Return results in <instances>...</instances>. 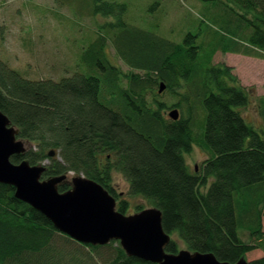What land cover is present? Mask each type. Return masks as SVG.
Returning <instances> with one entry per match:
<instances>
[{
    "label": "trees",
    "instance_id": "1",
    "mask_svg": "<svg viewBox=\"0 0 264 264\" xmlns=\"http://www.w3.org/2000/svg\"><path fill=\"white\" fill-rule=\"evenodd\" d=\"M200 1L220 30L172 42L126 23L125 4L95 0L92 13L115 22L93 29L78 72L31 80L0 59V111L30 145L12 163H46L43 180L83 175L128 215L129 202L112 184L117 171L130 195L162 212L168 253L181 250L178 239L184 249L236 263L264 252V95L213 60L220 51L264 60V0ZM109 45L129 71L113 64ZM250 105L258 126L242 114ZM174 109L177 121L168 115ZM195 147L207 155L199 172L186 162ZM249 263L264 264V256ZM0 264L154 263L128 256L118 241L95 247L73 240L0 183Z\"/></svg>",
    "mask_w": 264,
    "mask_h": 264
},
{
    "label": "rangeland",
    "instance_id": "2",
    "mask_svg": "<svg viewBox=\"0 0 264 264\" xmlns=\"http://www.w3.org/2000/svg\"><path fill=\"white\" fill-rule=\"evenodd\" d=\"M72 1L78 11L69 8L65 0H0V59L31 80H59L75 75L78 72L75 63L79 62L80 53L92 39L93 29L114 23L115 19L94 15L95 0ZM106 1L127 6L124 20L130 26L153 32L172 42L182 41L190 32L206 37L220 30L208 12L209 5L200 0ZM108 56L123 72L129 71L110 45ZM213 63L232 67L241 85L253 88L256 93L264 89V62L220 51ZM241 111L248 122L255 126L261 124L254 105ZM206 159L207 155L197 147L186 156L191 172H199ZM72 177L70 173L68 180ZM112 184L119 198L129 202L128 214L136 213L139 207H150L143 197L129 194V184L121 173L113 172ZM263 256L264 252L256 249L249 252L246 259L251 262Z\"/></svg>",
    "mask_w": 264,
    "mask_h": 264
},
{
    "label": "water",
    "instance_id": "3",
    "mask_svg": "<svg viewBox=\"0 0 264 264\" xmlns=\"http://www.w3.org/2000/svg\"><path fill=\"white\" fill-rule=\"evenodd\" d=\"M166 86L161 83L159 93ZM177 121V109L169 112ZM30 145L19 139V131L0 111V183L15 188V196L42 213L59 232L86 245L105 246L118 241L126 254L154 264H250L246 258L236 263L221 262L212 253L181 249L168 253L172 237L163 227V215L157 207L125 215L117 211L116 199L99 183L83 175L67 174L43 180L46 163L14 164L13 156L24 155ZM55 157L56 151L49 152ZM67 183L70 189L60 192Z\"/></svg>",
    "mask_w": 264,
    "mask_h": 264
},
{
    "label": "crops",
    "instance_id": "4",
    "mask_svg": "<svg viewBox=\"0 0 264 264\" xmlns=\"http://www.w3.org/2000/svg\"><path fill=\"white\" fill-rule=\"evenodd\" d=\"M257 60L258 62H264V60H261V59H255ZM259 64V63H258ZM264 90V89H263ZM263 90H260L261 92H258L257 94L258 95H264V91Z\"/></svg>",
    "mask_w": 264,
    "mask_h": 264
}]
</instances>
